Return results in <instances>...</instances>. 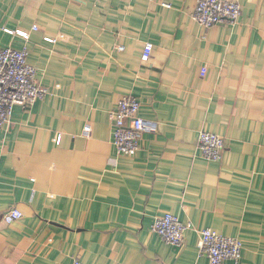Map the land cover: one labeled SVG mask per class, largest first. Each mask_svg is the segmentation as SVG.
<instances>
[{
	"label": "crops",
	"instance_id": "0c3cea01",
	"mask_svg": "<svg viewBox=\"0 0 264 264\" xmlns=\"http://www.w3.org/2000/svg\"><path fill=\"white\" fill-rule=\"evenodd\" d=\"M239 1L237 24L204 28L197 0H0V49L28 48L50 92L0 128V264H210L202 228L242 242L222 264H264V0ZM126 94L151 127L136 156L113 143ZM167 213L193 226L181 247L152 230Z\"/></svg>",
	"mask_w": 264,
	"mask_h": 264
},
{
	"label": "built area",
	"instance_id": "2783aa9c",
	"mask_svg": "<svg viewBox=\"0 0 264 264\" xmlns=\"http://www.w3.org/2000/svg\"><path fill=\"white\" fill-rule=\"evenodd\" d=\"M170 7V4H164ZM242 16V6L239 0H197L192 18L200 26L210 28L219 24H237ZM24 38L27 32L17 31ZM48 41L54 39L48 38ZM123 50V46L119 47ZM154 44H145L142 59L148 61L151 57ZM28 48L21 49L8 46L0 49V128L8 127L12 123V114L15 106L24 109L32 106L37 100L44 99L50 92L48 88L37 82V68L30 63ZM207 68L203 67L204 76ZM141 102L130 94L122 95L116 108L110 113L114 145L116 154L136 156L141 149V138L144 131L151 129L140 115ZM225 138L207 130L198 134L197 148L201 156L211 161H221L225 151ZM23 217L18 209L8 210L3 218L12 223ZM193 229L171 213L158 217L152 224V230L166 243L181 247L186 240V232ZM199 254L205 255L210 264H222L226 260L239 262L243 244L236 237L225 236L211 228H202L198 231ZM72 264H84L75 258Z\"/></svg>",
	"mask_w": 264,
	"mask_h": 264
}]
</instances>
